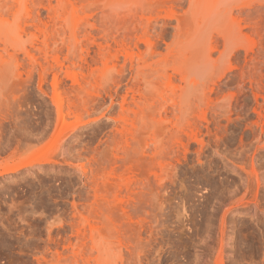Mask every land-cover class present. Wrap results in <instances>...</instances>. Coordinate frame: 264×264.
Segmentation results:
<instances>
[{"label":"rangeland","instance_id":"1","mask_svg":"<svg viewBox=\"0 0 264 264\" xmlns=\"http://www.w3.org/2000/svg\"><path fill=\"white\" fill-rule=\"evenodd\" d=\"M72 1L81 18L136 9L138 23L130 32H147L159 43L145 67L152 71L161 62L158 68L168 74L174 65L191 73L185 82L174 74V92L180 125L190 121L199 128L192 140L183 137L188 151L180 147L165 156L159 172L147 154L150 138L161 150L172 137L146 110L147 126L138 127L136 145L123 155L120 120L135 108L133 81L118 73L122 63L105 69L78 58L85 66L70 76L64 67L69 56L84 53L85 29L78 37L69 34V9L65 41L63 35L57 40L62 28L52 32L47 9L30 4L48 27L42 30L49 48L39 51L43 31L32 25L23 26L21 39L12 37L25 13L20 3L15 14L0 18H8L0 22V36L12 42L6 56L0 50V264H264V0ZM114 27L103 30L114 35ZM146 80L152 88L143 95L145 104L170 96L160 79ZM128 168L149 183L123 209L116 184ZM97 246L96 254L91 248Z\"/></svg>","mask_w":264,"mask_h":264},{"label":"bare ground","instance_id":"2","mask_svg":"<svg viewBox=\"0 0 264 264\" xmlns=\"http://www.w3.org/2000/svg\"><path fill=\"white\" fill-rule=\"evenodd\" d=\"M53 2H55L54 5H53ZM73 2L74 1L71 2V0H0V18L1 17L4 18L5 15L10 16V12H12L15 8H17V6H19L21 4L23 5V3H25V10H24L25 13L22 12L23 15L21 17H19V19L17 20L16 23H14V27H15V25H16V27L14 28V30L12 32V35H13L12 37L15 39H21L26 33V30H25L26 28L24 29L23 26H27V25H29V26L32 25L34 27V30H35V28L37 29V32H39V31L42 32L43 31L42 27H44L43 29H45L46 24H44V21L42 23V20H40V15H41L40 12H37L36 16H34L33 15L34 10L31 11L32 9L29 10V8H28V6L30 4L31 5H33V4L39 5L40 7L47 9L48 20H49V23L51 24L52 29L58 28V27H59V29L62 28L61 32L56 33V30L54 32V29L52 31V32L56 33L55 35H57V37H55V38H57V40H58V37H60L61 35H63V36L65 35V31H64L65 29L63 30L65 23L63 25V22L65 21L64 17L66 15L67 11H69V9H70V12L72 14L71 15L72 19L70 21H67L68 23L66 24V25H68V28H69V34L71 33V35H73V36L76 35V37H78L77 36L78 31L81 29H85L86 42L83 46H81L82 48H84V53L82 55L78 56L77 58H74V59L72 58L74 61L69 59V58H71L69 56V58H67L69 65L67 64V66H65V65H62V63H60L61 65L58 64L59 70L61 71L62 68L65 66L64 67L65 70L67 72L69 71L71 73L73 68H75V69H76V67H78L79 69L84 68L83 66H85V65H83V66H81V64L79 65L77 63L78 61L80 63L86 64L88 66H90L91 64L97 65L99 63L105 69H113V67H115L118 63L121 62L122 64H121L120 70L118 72L119 75L122 77V76H124L123 74L127 73L128 77H130L132 79L131 81H133V84L131 83V87H129V93H130L129 98H130V102L132 103L133 107L135 108L134 109L135 111L134 110H131V111L128 110V112L130 111L129 112L130 114L128 113L127 115L126 114L123 115L122 120H120L121 125L119 124L118 131L119 132L121 131V133L118 135H120V136L122 135L121 139L123 137L122 140H123V143H125V145L123 146L124 148H122L119 151L122 154L128 153L129 149L130 150L132 149V145L133 146L136 145V143H135L136 139H137L136 133H137V131L139 132L138 127L141 129L142 127L147 126V125H144V124H147V122L145 121V119L147 118L146 117L147 115H145V113L147 112L146 110H148V111L153 110V112H155L156 115L158 116V120L160 121V122L158 121V124L163 123V124H161L162 127L165 125L163 127V129H166V131L168 130L167 133L169 134V137H172L171 143L168 144L167 146L163 147L161 150H158V147H156L157 141H155L156 140V139H154L155 137L152 136L150 138L151 143H149V145H151V146L150 147L148 146L147 154L148 155L151 154V158L153 161H158L157 165L153 164V166L155 168L152 166V169L154 168L155 170H157L156 168H158L159 172H161L165 168V164H164V162H165L164 157L165 156L169 155L170 153H173L175 150L179 151L180 147L184 149L183 150L184 152L188 151L187 150V149H189L188 143H186L184 141L186 144H183V137L184 138L187 137V139H185L186 141H188V139H190L192 137H196L193 134H194V131H195V129H197L199 124H195V122H194L193 123L194 126H193L192 124H189L190 121L189 122L187 121L188 124L185 123V127H183L184 125L181 126L182 124L179 122V120L182 119L180 117L181 116V114H180L181 108H180V102H176V97H175L176 93L174 92L175 86L173 85L174 84L173 83L174 74H176V73L180 74L182 81L185 82L187 80L188 76L190 77L191 73L189 74L188 71H180V70L176 69V66L174 65L173 66L174 68L173 67H172L173 69L171 68L172 74L171 73L168 74L165 70L158 68L160 66L161 62H160V64H159V62L156 63L159 66L158 65H157V67L154 66L156 68V70L153 67L154 69L151 68L152 71H149L150 69L148 70V68L145 67V66H147L146 63H148V60H151L152 58H155L157 56V52H156L157 50L156 49H157V46H159V45H157L159 43H156V42H158L157 40H155V39L152 40V38L148 37L147 32L141 33V35L140 34L136 35L137 32L135 30L130 32V30H129L130 27L135 26L136 22L138 23V21H136V17H137V15H136L137 10L136 9H135V11L134 10L128 11V13L125 15H121V14L116 13V12L112 13L113 11L111 12V10H104L103 9L100 12H98V15H96L94 17H92L89 14L88 16L85 15L84 18H81L79 16V13H78L79 10H78V8L75 7ZM68 5H69V8H68ZM23 9H24V6H23ZM261 9L263 10L262 12L264 13V8H261ZM13 12L11 14H15ZM16 17H15V19H16ZM6 19L8 20V18H6ZM67 19L69 20V18H67ZM2 20L3 19H1V21ZM7 20L4 19L3 20L4 23H6ZM14 22H15V20H14ZM109 24L112 26H116V27H114V30L117 29V27H118V29L115 30V34H114L115 36L113 35V33H114L113 31H112L113 33H111V31L105 32L103 30V27H106V25H109ZM0 25H1V23H0ZM46 28H48V27H46ZM59 29H58V31H60ZM122 29L124 31L126 30L127 32L125 31V33H124ZM118 30H120L121 32H119ZM44 31L46 32V29ZM44 31H43V34L41 33L43 35L42 36L43 39H41L40 47L38 46L39 47L38 49H39V51L44 50V52H45V50L49 48V43H48L49 37L46 36L47 34ZM102 32H104V33H102ZM116 32H118V34L119 33L120 34L118 36H116L117 35ZM2 33H4V32L2 31ZM52 35H54V34L52 33ZM132 35H136L138 37H135V36L132 37ZM3 36H4V34H3ZM3 36L2 37L0 36V40H2V42L1 41L0 42L3 46V47L0 46V48H1L0 50L3 54V56L4 55L6 56V53L9 51V50H7V43L12 44V42H10V39H4ZM63 36L61 38H63V40L65 41L64 38H66V37L65 36L63 37ZM33 38H35V37H33ZM52 38H53V36H52ZM55 38H54V40H55ZM61 38L59 40H62ZM3 40H5L4 43H3ZM34 41H36V39H34ZM53 41H52V44L54 45L56 42H53ZM64 41H62V42H64ZM76 41H77V39H76ZM10 44H9V48L12 47V45H10ZM32 44H33V42H32ZM32 44H31V46H32ZM35 44H37V43H35ZM140 44L144 45V47L146 49V50L144 49L145 50L144 52H141L140 47L142 45L140 46ZM72 46H70V48L68 46V48H69L68 52H70L71 49H72V51H74L73 49L75 47L74 46L72 47ZM34 47L35 46H33V48ZM81 47H80V49L82 51ZM59 51L60 50L57 51L58 54H59ZM29 52H30L29 50H26V53L29 54ZM49 52H50V50H49ZM136 52H138V54ZM2 54H0V59H4ZM7 55H9V58L12 56V55H10V53ZM12 57H14V56H12ZM54 58H56L55 54H54ZM78 58H79V60H78ZM57 59H55V62L59 61ZM167 62L166 63L164 62L165 63L164 65H166ZM48 65L49 64L47 63V66ZM164 65H163V67H164ZM51 66H50V69L52 70ZM144 67L147 68L149 73H147L148 71H146V69ZM150 67H152V66H150ZM159 71L162 73L159 74ZM69 72L67 74H69ZM79 72H80V70H79ZM69 75L72 76L73 73L69 74ZM56 78L57 77H55V79H54V83H53L54 86L57 85ZM138 78H139V80H142V81H137ZM150 78L152 80L160 79V81L164 83L166 89L168 90L167 92H169L170 96L163 98V101H162L163 103L158 102L159 98H157L156 101L158 103H156V101H154V102H152V104H148V105L145 104V103H147V101H146V99L145 100L143 99L144 98L143 95H145V91H147L149 88H152L151 83H149L150 80H148V82L146 80V79H150ZM76 81L78 83V80H75V82ZM136 82H138V83H136ZM139 82L141 83V85L143 83V85L140 86ZM80 84L82 85L83 83H80ZM55 89H57V88H55ZM169 94H166V96ZM143 100H144V102H143ZM125 101H126V99H125ZM167 102L172 103V104L169 105V103H168V105H167ZM158 104H159V108L156 109ZM142 105H143V107H142ZM178 109H179V111L177 112ZM177 113L180 115L178 116ZM56 115H57V118L63 119L61 104L59 102L56 103ZM80 118H81V116H79V120H81ZM200 118L205 119V114L201 115ZM141 125H143V126H141ZM167 125H168V127H166ZM179 125L181 127H179ZM190 140H192V139H190ZM126 170H127L126 172L123 171L124 173L121 172L124 175H119L120 176L119 183L117 182L118 179H116L117 180L116 185H118L117 186V189H118L117 193H119L120 198H122L120 200H121V208H123V209H126V207H129V202L131 201L132 198L134 199V196H133L134 193L133 192H135V190L141 189L142 186L144 187L145 184L149 183V180H148V182L145 181L146 180L145 178H143L144 179L143 180L141 175H140L141 178H138L139 174L138 175H136V173L133 174V171H132L133 169L128 168ZM155 170H153V171L151 170V172L154 173V172H156ZM121 176L123 177L122 179H121ZM116 178H118V174H117ZM147 179H149V178H147ZM143 182H146V183H143ZM108 185H110V184H108ZM116 185L114 184L115 187L112 185H110V186H112L115 189ZM127 201H129V202H127ZM126 202H127V206H126ZM118 204H120V203H118ZM108 208H110V207L108 206ZM101 210L99 209V211H101ZM104 212H105V210H104ZM84 228H82V229H84ZM71 230H72V228H71ZM83 231H82L83 232L82 237H84V239H86L85 236L88 234L90 237L88 239H90L92 241L93 238L95 237L94 233L96 234V232H95L96 229L93 228L92 226H90L89 230L87 231L88 232L87 234H86L85 229ZM77 236L81 237V235H79V231H78ZM77 236L75 237V239L78 238L80 240V238ZM79 240H77V241H79ZM91 241L89 243H93V241L92 242ZM78 245H79V243H78ZM75 246H76V244H75ZM91 246H93V245L91 244ZM82 247H84V246L82 245ZM85 249H83V250H85ZM96 249H97V252H96V254H97L99 252L98 246L96 248L95 247L91 248L92 252L96 251ZM87 250L89 251L90 248ZM87 250H86V254H87ZM79 251H81V249H79ZM92 252H91V254H92ZM100 252H101V248H100ZM77 253L79 254V252H77ZM77 253H76V256H77ZM74 254H73V256L75 257ZM82 255H84V253H82ZM100 255L98 254V257ZM79 256H80V254H79ZM70 258H68V259L70 260ZM77 259H79V258H77ZM85 259H84V262H85ZM80 260H81V258H80ZM73 261H74V259H73ZM78 261L75 260V263ZM82 261H83V259H82ZM86 261H87V259H86ZM101 262H102V260H101ZM102 263H104V261ZM71 264H72V262H71Z\"/></svg>","mask_w":264,"mask_h":264}]
</instances>
